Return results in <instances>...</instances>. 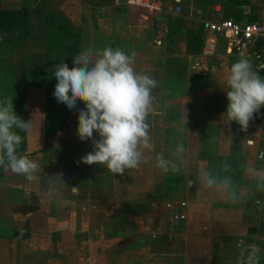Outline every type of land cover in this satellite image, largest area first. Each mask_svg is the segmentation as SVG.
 Segmentation results:
<instances>
[{
  "label": "crops",
  "instance_id": "crops-1",
  "mask_svg": "<svg viewBox=\"0 0 264 264\" xmlns=\"http://www.w3.org/2000/svg\"><path fill=\"white\" fill-rule=\"evenodd\" d=\"M33 1L23 44L0 45L5 52L0 53V80L13 76L4 95L0 90L2 97L12 98L15 113L31 120L18 154L39 169L29 180L0 167V264H236L241 239L264 248L263 192L241 170L246 160L264 167V160H257L264 153V106L246 132L222 116L228 68L244 56L264 76V47L255 41L239 51L203 28L205 21L257 20H251L250 0H187L191 10L182 14L183 0H158L159 14L127 8L125 0H62L67 7L56 14L75 27L78 53L89 47L135 52V69L158 80L149 118L156 152L170 158L177 143L186 148L187 164L179 172L163 173L152 160L124 175L78 163L92 151L91 140H77L66 130L62 138L51 135L46 116L51 93L28 76L29 57L40 61L46 55L47 14L37 8L45 0ZM21 2L0 0V11H16ZM258 2L261 16L264 0ZM178 19L189 24L170 25ZM171 35L178 36L176 44L170 43ZM170 60L182 64L175 74L163 70ZM168 75L177 76L175 82L166 81ZM80 108L84 103L77 101L74 117ZM224 160L231 164L227 174L245 193L241 204L224 202L196 181L202 167L225 175L218 168ZM180 201L185 219L168 232L166 216Z\"/></svg>",
  "mask_w": 264,
  "mask_h": 264
},
{
  "label": "clouds",
  "instance_id": "clouds-1",
  "mask_svg": "<svg viewBox=\"0 0 264 264\" xmlns=\"http://www.w3.org/2000/svg\"><path fill=\"white\" fill-rule=\"evenodd\" d=\"M135 57V52L127 54L120 48L89 47L73 56L71 68L63 60L53 66L57 80L53 96L57 102L70 111L77 109V101L84 103V108L78 109L77 135L81 141L91 140L93 147L78 163L102 165L111 174L124 175L154 160L155 167L163 173L179 172L180 165L187 164L186 148L177 143L175 149L169 150L170 158L156 152L149 118L155 110L154 92L159 82L135 69ZM224 84L227 108L222 116L227 123L236 122L246 132L264 106V76L251 60L241 56L228 68ZM184 118L186 121V113ZM30 126L31 120L25 121L15 113L12 98H0V167L32 180L39 170L38 164L18 154L24 140L21 133H26ZM257 160H264V153ZM218 168L225 175L207 167L199 169L196 181L201 189L215 192L226 203H243V189L227 174L230 162L224 160ZM241 170L256 181L257 191L264 192V167L246 160ZM237 247L236 264H261L264 248L260 244L241 239Z\"/></svg>",
  "mask_w": 264,
  "mask_h": 264
},
{
  "label": "trees",
  "instance_id": "trees-1",
  "mask_svg": "<svg viewBox=\"0 0 264 264\" xmlns=\"http://www.w3.org/2000/svg\"><path fill=\"white\" fill-rule=\"evenodd\" d=\"M228 1V0H227ZM232 1V0H231ZM246 0H242L245 2ZM234 1H232L233 3ZM222 3V2H221ZM227 3H230L229 1ZM30 0H22L20 8L16 11H0V45L6 47H20L26 39L28 25L30 22ZM177 21H180L179 19ZM45 43L46 55L37 61L33 56L28 59V67L32 80L42 88L49 90L53 96L54 85L57 83L53 75L54 65L63 60L71 68L73 56L78 54L77 34L73 25H70L64 18L58 20L45 18ZM71 44L70 46H68ZM69 49H68V47ZM32 70V71H31ZM55 99V97H54ZM53 107V106H51ZM67 110V111H66ZM75 112L65 108L64 117L74 118ZM62 121L56 131L51 135L64 133L66 122Z\"/></svg>",
  "mask_w": 264,
  "mask_h": 264
},
{
  "label": "built area",
  "instance_id": "built-area-1",
  "mask_svg": "<svg viewBox=\"0 0 264 264\" xmlns=\"http://www.w3.org/2000/svg\"><path fill=\"white\" fill-rule=\"evenodd\" d=\"M125 3L128 6L140 8L148 14L162 12V5L158 0H125ZM173 11L179 12V6H175ZM203 28L208 33L226 38L239 51H245L255 41H259L264 47V14L255 21L245 23L231 19L205 21ZM262 51L264 53V49ZM262 195L264 198V192ZM185 216V202L171 204V209L166 216L167 231L172 232L185 219Z\"/></svg>",
  "mask_w": 264,
  "mask_h": 264
},
{
  "label": "rangeland",
  "instance_id": "rangeland-1",
  "mask_svg": "<svg viewBox=\"0 0 264 264\" xmlns=\"http://www.w3.org/2000/svg\"><path fill=\"white\" fill-rule=\"evenodd\" d=\"M33 3H34V1L30 0L31 9H32V5L33 6L35 5ZM59 3H60V5H59ZM182 3L184 5V8L183 7L180 8L179 14L184 13L185 10H186V12L191 10V7L189 5L185 6L186 3H187V0H183ZM124 5L127 8H132V7L128 6V5H126L125 3H124ZM64 6L67 7V4L64 5V2H62V0H45V3H41L40 5L37 6V8H41L42 10H44V12H46V14L50 17V19L58 20L60 16L58 14H56V13H58V12H62L63 13L65 11L64 10L65 9ZM136 9L141 11V12H144V10H142V9H139V8H136ZM38 12H40V11H38ZM32 13H33L32 14L33 16H38L37 12L33 11ZM260 14H261V8H260L258 0H250L251 20H255L256 18L258 19V17H260ZM172 17H175V16H172ZM157 21L159 22L160 20H157ZM162 23L165 24L166 20L162 19ZM169 23H170L171 26L173 25L176 29L178 27L182 26V23H183V25L185 24V26L189 24L188 21L180 22V21H177V20H170ZM147 24H149V23L147 22ZM158 36H159V33H158ZM177 37L178 36H176V35L175 36L174 35L169 36V38H171L170 41H172L170 43L171 44H176L175 40H176ZM68 46H70V48H71V44H69ZM68 49H69V47H68ZM12 51L13 50H11L10 53H12ZM171 52H172V50H171ZM171 52H170V54H171ZM0 53L1 54L5 53L4 52V48L0 49ZM172 61L173 60H170L169 63L166 66H163L164 72L168 70L170 74H175L179 68H182V64L180 65L181 67H179L178 64H176V63H174ZM163 77L166 79V81L169 80L170 82L171 81L175 82V80L177 79V76H169L168 75V76H163ZM12 78H13V76H2L1 77V80H0V88L1 89L0 90L2 91V93H3V91H5V90H2V89H4L5 86H6L5 89L7 90L8 86L10 85V83H12V80H13ZM55 85H54V88H55ZM1 91H0V98H3L2 94H1ZM3 95H4V93H3ZM47 103H48V107H47V110H46V116H47V121H48V128L50 127V129L53 132V131H56L59 128V125H60V123L62 121V118L64 117V112H65V108L66 107H65L64 104L58 103L57 100L54 99V96L50 95L49 93H48ZM49 105H50V107H49ZM51 105L54 106V107L51 108ZM18 106H19V104L16 103L15 107H18ZM63 121L66 122V124H67V126L64 128L66 130L65 133L68 134V136H70V137L72 136V137L76 138L77 140H80L78 135H77L78 118H76V117H74V118L66 117L65 118L64 117ZM65 133H60V134L55 135V136H57L59 138H62V137H64ZM94 136H97L95 132H94ZM261 264H264V258H261Z\"/></svg>",
  "mask_w": 264,
  "mask_h": 264
}]
</instances>
